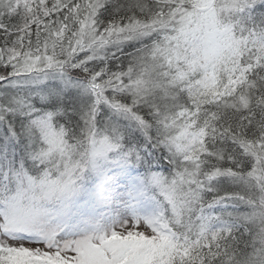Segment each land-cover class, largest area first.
I'll use <instances>...</instances> for the list:
<instances>
[{
    "label": "snow or ice",
    "instance_id": "obj_1",
    "mask_svg": "<svg viewBox=\"0 0 264 264\" xmlns=\"http://www.w3.org/2000/svg\"><path fill=\"white\" fill-rule=\"evenodd\" d=\"M0 264H264V0H0Z\"/></svg>",
    "mask_w": 264,
    "mask_h": 264
}]
</instances>
